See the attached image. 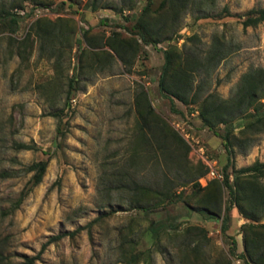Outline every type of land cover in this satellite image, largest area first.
<instances>
[{
    "label": "rangeland",
    "instance_id": "374dc122",
    "mask_svg": "<svg viewBox=\"0 0 264 264\" xmlns=\"http://www.w3.org/2000/svg\"><path fill=\"white\" fill-rule=\"evenodd\" d=\"M96 1L109 7L91 9L88 3L92 0H0L3 264H19L25 256L38 254L49 237L75 231L99 216L103 218L89 229L47 246L35 264H123L130 251L141 252L138 264H183L184 256L175 246L178 239L161 233L156 240L148 231L150 219L165 216L170 223L180 222L181 228L204 226L208 240L202 248L207 257L226 254L228 240L220 231V220L187 213L181 202L150 215L129 209L131 193L121 188L119 181L130 178L150 189L175 187L177 193L187 196L194 189L192 182H183L204 163L201 156L222 169L227 153L220 137L202 125L198 112L191 110L194 105L186 107L177 99L171 102L170 96L160 91L164 49L159 44L169 42L167 48L177 46L183 57L199 62L194 65L189 96L195 91L199 100L209 93L229 99L250 67L264 68V22L242 25V16L251 8L264 7V0H188L177 15L168 9L157 13L162 0H152L147 18L153 29L166 24L177 30L156 45L138 42L136 52L132 40L137 35L132 26L150 0ZM20 8L30 13L13 25L4 14ZM35 8L47 10L34 16ZM36 20H40L37 26ZM82 29L89 30L88 37L82 35ZM114 32L131 40L126 49L130 64H123L104 45ZM177 37H182L180 43L175 42ZM217 49L225 57L207 64L209 52ZM103 51H110L113 58ZM71 78L76 80L75 90L67 104ZM142 89L167 132H177L188 143L186 157L184 148L172 139L164 154L141 145L146 134L141 130L144 103L137 96ZM60 110L61 123L51 115ZM59 123L61 136L57 134ZM244 125L242 117L233 121L235 168L264 161V132L255 134V142L249 146L241 134ZM217 130L222 132V126ZM20 142L35 148L17 149ZM176 155L180 160L176 161ZM45 159L48 165L42 181L16 207L33 174L27 167ZM260 180L264 183V176ZM206 182L200 181L202 185ZM245 222L247 219L233 209L227 232L235 237L238 252L243 250L240 232Z\"/></svg>",
    "mask_w": 264,
    "mask_h": 264
},
{
    "label": "trees",
    "instance_id": "16d2710c",
    "mask_svg": "<svg viewBox=\"0 0 264 264\" xmlns=\"http://www.w3.org/2000/svg\"><path fill=\"white\" fill-rule=\"evenodd\" d=\"M69 1L72 3L75 0ZM151 2L152 0L148 1L140 17L132 26L134 35H137L132 40L134 42V52L139 46L138 42H142L145 45H156L161 39L167 38L168 34L177 30L176 27H169L166 24L153 29L149 23V18H147L150 15L149 13L152 12L150 8ZM187 2L188 0H162L156 12L168 9L173 15H177L179 10L186 8ZM64 3L62 2V4ZM88 6L91 9H96L98 6L109 7L107 4L98 5L96 0L89 2ZM4 15L13 25H17L23 19L22 16L10 11L5 12ZM242 17V25L244 27L256 26L264 22V7L251 8ZM39 23L40 20H36L34 25L37 26ZM88 33V29H82L84 37H88ZM130 42L131 40L126 41L121 38L120 34L114 32L113 36L104 45L114 51L123 64H130L126 51L127 48L131 47ZM176 47L169 46L162 50L164 62L158 80V87L162 93L170 96L171 102H173V99H177L186 107L194 105L191 110L198 112L202 125L211 130L214 135L220 137L227 153V161L220 170L222 179H210L206 185H202L199 179L207 174L209 168L205 163L200 162L198 164L199 168L192 174L193 176L191 175L183 182L184 185L187 182H192L194 189L192 195L185 196L184 192L181 191L177 193L174 189L175 187L150 189L130 178L124 179V181L121 179L119 186L131 193L128 200L129 209L142 210L147 215H150L159 209H164L169 204L181 202L187 213L196 212L205 219L220 220V231L228 240V251L226 254L222 253L217 258L211 259L204 254L202 248L203 242L208 240V231L204 226L188 224L181 228L180 222L170 223L166 220V216L158 220L150 219L148 231L153 238L158 240L160 234L165 233L170 238L175 237L178 239L175 246L178 252H181L184 256L183 264H236L235 260H240L245 264H264V222H261L264 214V183L260 180L264 176V161L255 160L251 165L241 168H235L232 164L234 151L233 121L238 117L244 118L245 125L241 134L243 139L248 141L249 146H252L255 142V134L264 132V68L250 67L241 76L234 95L229 99H220L215 93H209L199 100L195 91L189 96V93L193 90L191 81L193 79L194 65H198L199 62L190 56L183 57ZM102 53L107 57L113 58V54L110 51H103ZM224 57L225 54L222 50H212L209 52L206 62L207 64H211L214 61L217 63ZM75 81L74 78L69 81L67 104L70 103V96L75 90ZM137 99L144 103L141 113L143 120L141 130L145 131L146 134L141 145H147L155 150L159 149L164 154L168 141L172 139L184 148V157H186L190 149L188 143L177 132H167L160 116L155 113L148 100L146 91L142 89ZM62 112V110L56 111L51 115L59 117V122L61 123ZM60 123L57 128L58 136L63 135ZM221 126L222 132L217 130ZM16 148L27 150L34 149L35 146L20 142L16 144ZM175 157H177L176 161L180 160L178 155ZM47 165L48 159H45L35 161L27 167V170L33 172V174L21 190L16 200V207L42 181ZM225 193L227 195L226 198H224ZM235 208L237 213L247 219V222L241 225L240 233L243 235V250L241 252H238L235 237L227 232L232 220V211ZM102 218L103 216H99L89 224L78 227L75 231L63 232L49 237L38 254L25 256L19 264H35L47 246L66 236L72 237L82 229H89L91 225ZM126 254L123 264H138L141 259V252L130 251ZM0 264H3L1 253Z\"/></svg>",
    "mask_w": 264,
    "mask_h": 264
},
{
    "label": "built area",
    "instance_id": "2783aa9c",
    "mask_svg": "<svg viewBox=\"0 0 264 264\" xmlns=\"http://www.w3.org/2000/svg\"><path fill=\"white\" fill-rule=\"evenodd\" d=\"M46 10L47 9L35 8L32 12H33L34 16H39V15L44 14L46 12ZM15 13L19 16H26L27 14L30 13V10L25 9V8H20V9H16ZM181 41H182V37H177L175 42L180 43ZM165 43L159 44V47H162L163 49H165L169 42H165ZM202 149H203V147L201 146L200 150L202 151ZM201 158L204 161V163L208 166L209 170L205 176L201 177L200 181H202V180L209 181L210 179H214V178L222 179V173L219 169H217L216 162L212 161V160H210L204 156H201ZM206 184H207V182H206ZM239 261L240 260H238V262Z\"/></svg>",
    "mask_w": 264,
    "mask_h": 264
},
{
    "label": "crops",
    "instance_id": "0c3cea01",
    "mask_svg": "<svg viewBox=\"0 0 264 264\" xmlns=\"http://www.w3.org/2000/svg\"><path fill=\"white\" fill-rule=\"evenodd\" d=\"M236 215H238V214H235L234 216L237 217ZM244 221H245V220L241 219V222H244Z\"/></svg>",
    "mask_w": 264,
    "mask_h": 264
}]
</instances>
